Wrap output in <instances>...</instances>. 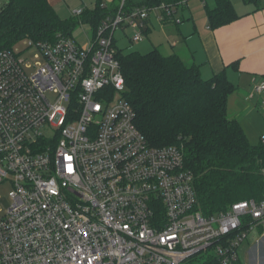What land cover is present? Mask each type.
Returning a JSON list of instances; mask_svg holds the SVG:
<instances>
[{
    "label": "built area",
    "instance_id": "built-area-1",
    "mask_svg": "<svg viewBox=\"0 0 264 264\" xmlns=\"http://www.w3.org/2000/svg\"><path fill=\"white\" fill-rule=\"evenodd\" d=\"M124 3L85 46L58 35L0 50V187L10 186L0 264H236L264 223V199L196 210L182 152L137 128L115 31L133 29L138 43L151 11L182 20L171 5L124 13Z\"/></svg>",
    "mask_w": 264,
    "mask_h": 264
},
{
    "label": "trees",
    "instance_id": "trees-1",
    "mask_svg": "<svg viewBox=\"0 0 264 264\" xmlns=\"http://www.w3.org/2000/svg\"><path fill=\"white\" fill-rule=\"evenodd\" d=\"M261 1L242 0L253 4L255 11ZM120 2L95 0L93 9L62 19L48 0H6L0 7V50L25 39L69 36L79 24L89 25L91 35H96ZM187 2L125 0L122 12L150 11L166 4L175 8V16L176 7ZM214 2L213 8L204 6L210 30L240 18L230 0ZM117 57L125 79L124 98L135 112L137 128L150 146H174L182 152L185 167L194 176L196 210L212 215L237 202L264 199V145L251 144L240 122L228 117L227 101L236 89L224 72L205 79L198 65L185 63L176 54L164 56L156 47L145 54L118 50Z\"/></svg>",
    "mask_w": 264,
    "mask_h": 264
},
{
    "label": "crops",
    "instance_id": "crops-1",
    "mask_svg": "<svg viewBox=\"0 0 264 264\" xmlns=\"http://www.w3.org/2000/svg\"><path fill=\"white\" fill-rule=\"evenodd\" d=\"M69 1L48 0L59 16H62L60 12L63 10L62 6L64 7ZM103 1L109 3L111 0ZM94 5L95 0H78V2L73 0L71 3L73 12L71 11L70 14L73 15L74 11L80 8L91 10ZM239 16L240 18L234 22L215 30H210L207 23L202 27L193 25V32L189 36H183L180 30V25L184 23L183 15L180 24L164 22L161 25L169 24L176 27L179 41L168 42L170 48H166V55L162 54L159 48L157 49L164 56L176 54L183 62L198 65L200 74L205 79L224 72L231 82L235 80L245 82L251 94L255 92V95H260L264 92L258 93L253 88L264 77V3L259 10L255 11L254 6L248 7ZM189 19H192V16L187 20ZM153 29L152 22L148 19L144 37H150ZM236 91L244 104L251 101L252 96L244 90ZM259 104L256 105L257 109ZM228 117L240 122L236 117ZM262 225L257 226L241 245L236 264H264V223Z\"/></svg>",
    "mask_w": 264,
    "mask_h": 264
},
{
    "label": "rangeland",
    "instance_id": "rangeland-1",
    "mask_svg": "<svg viewBox=\"0 0 264 264\" xmlns=\"http://www.w3.org/2000/svg\"><path fill=\"white\" fill-rule=\"evenodd\" d=\"M236 13L242 14L246 8H253V4H244L242 0H230ZM6 2V0H0V7ZM73 0H70L64 7L62 6L60 18L68 19L74 17L71 3ZM78 2V0H75ZM81 3V2H80ZM264 3V0L261 1V4ZM208 8H213L215 5L214 0H188L187 5L177 6L175 18H181L183 15L184 23L180 25V30L183 33V36H189L193 32V25L196 27H202L206 25V13L204 6ZM81 6V5H80ZM83 6V5H82ZM84 10L83 8H80ZM78 10V9H77ZM76 11V10H75ZM158 12L151 11L149 13L148 19L152 22L154 27L150 37H143V39L138 42L130 41L135 35V31L131 28H126L125 30L117 29L114 34L115 44L118 50L122 53H131L138 52L145 54L149 52L153 47L159 48L160 52L166 55V48H170L169 43L173 41H179L177 38L178 31L176 27L168 25H161L162 23L157 19ZM192 16V19L187 20ZM193 20V21H191ZM173 22V21H170ZM193 22V23H192ZM174 23V22H173ZM189 29V30H188ZM91 30L87 24H79L73 30L70 35L71 38L78 43L80 46H85L90 38ZM181 37V35H180ZM191 37V36H190ZM24 41L17 43L15 46L16 49L22 50L24 47ZM27 57L29 61L36 62L34 55L25 53L24 58ZM235 89H242L250 96H252L251 101L248 103L243 102L241 97L237 94V91L232 93L227 101V113L230 117H236L240 120V123L243 127V130L249 139L250 143H258L260 135L264 132V93L260 95H255V92L251 94L250 89L245 85V82H239L237 80L231 82ZM258 105V109L256 105ZM261 106V107H260ZM10 191L9 185H3L0 187V213L5 211L10 204V199L8 197V192Z\"/></svg>",
    "mask_w": 264,
    "mask_h": 264
}]
</instances>
